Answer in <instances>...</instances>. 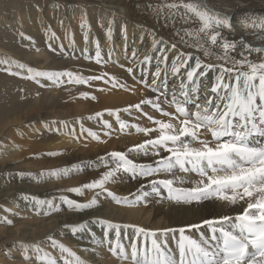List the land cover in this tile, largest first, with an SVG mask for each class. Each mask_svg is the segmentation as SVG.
Segmentation results:
<instances>
[{
  "label": "bare ground",
  "instance_id": "obj_1",
  "mask_svg": "<svg viewBox=\"0 0 264 264\" xmlns=\"http://www.w3.org/2000/svg\"><path fill=\"white\" fill-rule=\"evenodd\" d=\"M42 1L37 0L30 7L22 6L25 0H0V56L8 65L26 66L20 68L23 72L19 76L0 73V215H5V220H0V264H13L15 258L23 255L34 258L37 261L34 264H42L45 255L55 258L56 264H75L68 253L52 246L49 237L74 252L80 264H127L118 254L113 256L110 252L115 247L114 230H108L97 220L161 230L187 228L208 219L241 213L245 205L230 206L217 200L177 204L166 199L164 189L160 196L152 194L129 205L115 204L105 192L97 197L98 206L82 211L69 209L61 201L60 197L66 196L77 203L89 202L98 189H85L83 195L68 190L93 182L112 169V152L125 153L136 164L157 166L155 161L160 157L129 151L157 136V132L146 136L137 131L157 128L154 121L162 115L142 101L158 102L159 93L151 87L157 66L161 77L156 79V86L165 82L161 91L167 93L177 90L186 70L171 74V61L177 52L168 51V59L161 62L158 58L162 53L153 49L154 39L165 41L156 48H167L179 41L174 33L181 24L171 21L170 13L163 7L171 0H48L51 4L46 6ZM203 2L220 17L229 18L230 27L220 31L237 44L238 51L241 44L264 47V40L258 38L262 33L242 25L247 17H264V0ZM12 5L16 6L13 12L3 11L5 6ZM21 29L27 34H21ZM178 49L192 52L206 63H217L186 45L178 44ZM98 50L100 63L96 62ZM231 54L240 58L237 52ZM257 55L252 53L250 59ZM29 67L100 79L84 84L69 83L68 77H60L57 82L45 77L26 79ZM211 80L201 87L206 90L213 84ZM167 98L161 96L159 102L165 111L172 113L176 106L170 105ZM138 104L140 110L135 108ZM146 114L153 117L150 122ZM166 118L161 120L168 122L170 119ZM121 121L127 125L124 129ZM89 132L95 133L96 138ZM107 133L114 137L107 138ZM258 141L264 146V137ZM74 170L84 173L73 176ZM175 175L188 181L178 183V187L192 188L199 179L193 173L177 171ZM117 176L106 188L130 202L142 192H151L150 181L173 178L163 172L150 177L132 178L122 172ZM37 200H50L61 210L53 211L47 203L40 205ZM4 208L15 209V214ZM46 212L50 214L45 215ZM81 224L86 225L83 230L71 231ZM127 231L130 234L132 229ZM124 232L121 229V242L127 246L129 241L124 239ZM200 232L208 235L207 227ZM187 234L199 237L195 229ZM67 236L69 243H64ZM174 236L178 233H170L168 237L171 249L176 247ZM70 246L82 249L86 257Z\"/></svg>",
  "mask_w": 264,
  "mask_h": 264
},
{
  "label": "snow or ice",
  "instance_id": "obj_2",
  "mask_svg": "<svg viewBox=\"0 0 264 264\" xmlns=\"http://www.w3.org/2000/svg\"><path fill=\"white\" fill-rule=\"evenodd\" d=\"M163 7L170 13L171 21L181 24L174 33L179 41L167 48H156V45H163L165 41L154 39L153 49L162 53L158 58L161 62L168 59V51H176L170 72L177 75L181 74V69L186 71L182 74L177 90L167 93L161 91L166 87L165 82L156 86V79L161 77V70L157 66L151 87L159 93L156 97L158 102L144 100L142 103L151 105L158 113L170 117V120H155L157 128H138L137 131L146 136L152 132H157V136L129 150L160 157L155 161L157 166L136 164L125 153L112 152V169L93 182L68 190L83 195L85 189H98L89 202L77 203L66 196L60 199L69 209L82 211L98 206L97 197L105 192L115 204L129 205L139 203L152 194L160 196L161 189H164L167 191L166 199L177 204L208 200H217L230 206L243 204V211L235 216L208 219L201 224L179 229L147 230L103 219L96 222L105 225L108 230H114L115 247L110 248V252L113 256L118 254L127 264H264V146L258 141V138L264 137V47L241 44L238 51L237 44L226 39L220 31L230 27L229 18L220 17L203 0H171ZM157 12L159 14V10ZM242 25L261 32L258 38L264 40V17H247ZM178 44L197 49L204 57L215 59L217 63H206L192 52L179 51ZM233 52H237L240 58L233 56ZM252 53L258 54L257 57L250 59ZM96 62H101L99 50ZM16 66L21 69L26 67L23 64ZM27 71L30 75L26 79L45 77L53 82L59 81L60 77H68L69 83L77 84L100 79L74 76L71 72L38 71L30 67ZM211 71L217 72L214 82L206 88L203 102L197 103L191 94L200 90V78L206 77ZM11 74L19 75L15 72ZM169 95L171 99L167 102L176 106L174 113L165 111L159 102L161 96L167 98ZM84 96L87 98V94ZM190 103L194 104L195 111H189L186 107ZM140 107L139 104L135 105L137 110ZM120 123L121 129L127 126L123 121ZM89 135L96 138L95 133L89 132ZM161 152L168 155L161 157ZM177 171L194 173L199 179L192 188L178 187V183L188 181L183 176L177 177ZM121 172L132 178L150 177L163 172L173 178L150 181L151 192H142L135 201L130 202L106 188V184L115 182L117 174ZM37 203H47L53 211L61 210L50 200H37ZM85 227V224H81L73 227L72 231L75 233ZM204 227H207L208 235L200 232ZM121 229L125 230L124 239L129 241L127 246L121 242ZM127 229H132L130 234ZM193 229L199 233L198 238L187 234ZM170 233H178V236H174L175 249L169 247ZM49 239L53 247H59L62 253L73 257L75 264H80V258L74 252L51 237ZM41 259L42 264H56V259L50 255Z\"/></svg>",
  "mask_w": 264,
  "mask_h": 264
},
{
  "label": "rangeland",
  "instance_id": "obj_3",
  "mask_svg": "<svg viewBox=\"0 0 264 264\" xmlns=\"http://www.w3.org/2000/svg\"><path fill=\"white\" fill-rule=\"evenodd\" d=\"M43 2V4L46 6V5H48V4H51V2L50 1H48V0H43L42 1ZM38 2H37V0H25V3L22 5V6H33V5H36ZM16 8V6L14 5H12V6H5L4 8H3V11H5V12H7L8 14L9 13H11V12H13L14 11V9ZM20 32H21V34H23V35H26L27 33L25 32V31H23L22 29L20 30ZM250 58V57H249ZM0 61H6V60H2V58H1V56H0ZM9 65H12L11 63H9ZM9 65H8V61L6 62V63H0V73H4V72H6V73H9V75L11 76L12 74L11 73H19V74H22V72H23V70H21L20 68H18L17 66L15 67V65H12V67H9ZM201 70H205L206 71V69H201ZM217 75V72L216 71H211V72H209L208 73V75H207V77L203 80V81H201V83H200V90L198 91V92H196L195 93V96H193L194 98H195V101L197 102V103H202L203 101V99H204V94L202 93V91H204L205 89L203 88V87H201V85L203 86H206V84H208L207 82L212 78V80H213V78H215V76ZM19 76V75H18ZM212 80H211V82H212ZM214 81V80H213ZM166 92V91H165ZM192 95V94H191ZM192 97V98H193ZM199 98V99H198ZM168 99H170V98H167V100ZM202 101V102H201ZM187 108H188V110L189 111H195L194 109H195V106L194 105H187L186 106ZM192 109V110H191ZM149 113V112H148ZM172 113H174V111L172 112ZM147 116H148V118L149 117H151L152 119H153V117L152 116H149V114H146ZM166 118V116H164V115H161V119L162 118ZM169 119H170V117H168ZM168 118H166L167 120H168ZM161 119H159V120H161ZM150 120L151 119H148L147 121L148 122H150ZM162 121V120H161ZM155 124V123H154ZM118 128L119 127H116L115 126V130H118ZM114 136H112V135H110V134H108L107 133V138H109V139H111V138H113ZM24 151H26V149L25 150H23V152ZM150 152H151V149H150ZM30 153V152H29ZM34 153H35V151H34ZM39 153V152H38ZM32 155V154H31ZM30 155V156H31ZM33 157V156H32ZM39 157H42V156H39ZM86 172H87V170H86ZM82 173H84L82 170H74V174H73V176H79L80 174H82ZM194 174V173H193ZM196 175V174H195ZM5 210H7V209H9L10 210V212L12 213V214H15V209H13V208H4ZM6 215H7V213L6 212H4ZM0 220H5V215L3 214V215H0ZM72 231V230H71ZM207 233H208V229H207ZM66 239H69V236H67V238H65L64 239V243H69V241L68 240H66ZM67 245V244H66ZM70 247H72L73 249H77L76 247H74V246H70ZM78 250V249H77ZM80 253H82L83 254V250L82 249H79L78 250ZM83 257H86V255L85 254H83ZM98 257V256H97ZM35 262H37L34 258H29V257H24V255L23 256H21V257H17V258H15L14 260H13V264H34Z\"/></svg>",
  "mask_w": 264,
  "mask_h": 264
}]
</instances>
